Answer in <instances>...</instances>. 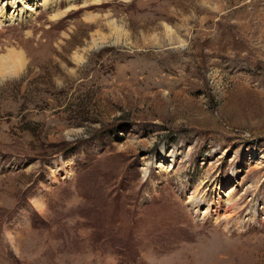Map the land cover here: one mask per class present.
<instances>
[{"label": "rangeland", "instance_id": "1", "mask_svg": "<svg viewBox=\"0 0 264 264\" xmlns=\"http://www.w3.org/2000/svg\"><path fill=\"white\" fill-rule=\"evenodd\" d=\"M84 1L0 0V264H264V0Z\"/></svg>", "mask_w": 264, "mask_h": 264}, {"label": "bare ground", "instance_id": "2", "mask_svg": "<svg viewBox=\"0 0 264 264\" xmlns=\"http://www.w3.org/2000/svg\"><path fill=\"white\" fill-rule=\"evenodd\" d=\"M76 1L77 0H41V4L39 5V4H32L33 0H15L14 3L17 4L19 3L20 5L22 4L19 10L20 12H22L23 9L27 10V12L23 16L25 17V19L33 18L37 14L38 8L43 7L42 9L46 8L45 9L46 11H51L53 13L51 19L54 20V19L62 18L65 14H67V12H69L72 9H75ZM103 3L104 0H85L82 4L83 6L82 8H86L91 5H100ZM57 5H59L60 8L57 7ZM62 5H65L66 9L65 8L62 9L61 8ZM13 19L14 16L13 13H11V16L9 17L8 20L12 22ZM4 20L5 19H3V17H0V24H2ZM27 35H29V33ZM75 59H77V57ZM25 66H26V58L22 52L16 51L14 49L7 50L6 55L0 56V82H2L6 78H10L12 76H18L20 73L24 71V69H26ZM165 167L167 168V166H165V164L161 162L158 163L157 165V168L160 171L163 170ZM226 197L228 198V194L226 195ZM218 202L220 203L221 200H218ZM188 203L191 205V207L195 209L198 208L199 202L198 200L196 201L194 197L193 198L189 197ZM236 203L232 202L231 200H226L225 202V205H227V207L225 208L226 213L224 214L223 217L231 218L233 215H235L234 213L237 207Z\"/></svg>", "mask_w": 264, "mask_h": 264}]
</instances>
